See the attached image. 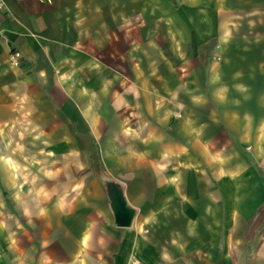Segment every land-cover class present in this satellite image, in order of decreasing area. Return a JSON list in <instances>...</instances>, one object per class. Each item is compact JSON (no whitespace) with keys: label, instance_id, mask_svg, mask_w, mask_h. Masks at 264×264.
<instances>
[{"label":"crops","instance_id":"crops-1","mask_svg":"<svg viewBox=\"0 0 264 264\" xmlns=\"http://www.w3.org/2000/svg\"><path fill=\"white\" fill-rule=\"evenodd\" d=\"M1 2L0 264H264V0Z\"/></svg>","mask_w":264,"mask_h":264},{"label":"built area","instance_id":"built-area-1","mask_svg":"<svg viewBox=\"0 0 264 264\" xmlns=\"http://www.w3.org/2000/svg\"><path fill=\"white\" fill-rule=\"evenodd\" d=\"M3 8V3L0 0V10ZM18 58H19V53L17 51H12L10 53V61L12 65H18Z\"/></svg>","mask_w":264,"mask_h":264}]
</instances>
